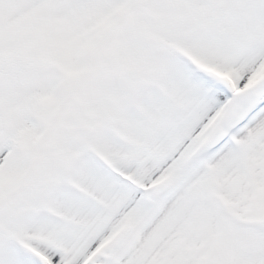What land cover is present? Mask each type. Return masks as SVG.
<instances>
[{
	"label": "snow or ice",
	"instance_id": "snow-or-ice-1",
	"mask_svg": "<svg viewBox=\"0 0 264 264\" xmlns=\"http://www.w3.org/2000/svg\"><path fill=\"white\" fill-rule=\"evenodd\" d=\"M0 264H264V0H0Z\"/></svg>",
	"mask_w": 264,
	"mask_h": 264
}]
</instances>
